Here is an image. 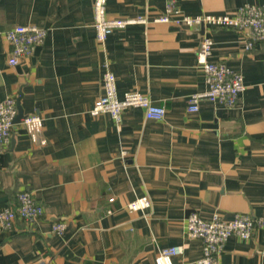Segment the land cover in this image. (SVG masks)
Here are the masks:
<instances>
[{
	"label": "crops",
	"instance_id": "crops-1",
	"mask_svg": "<svg viewBox=\"0 0 264 264\" xmlns=\"http://www.w3.org/2000/svg\"><path fill=\"white\" fill-rule=\"evenodd\" d=\"M167 0H107L109 18L144 15L146 24L95 38L93 0H0V101L20 97L23 115L42 118L32 142L14 125L0 153V211L20 191L43 208L34 225L0 229V264H155L163 247L181 246L174 264H199L201 241L185 220L195 212L225 220L264 215V45L244 47L232 28L179 27L154 21ZM264 0H184L185 15L233 13ZM16 25L46 30L41 45L8 65L5 32ZM204 36L208 60L242 75L245 90L233 107L190 97L207 89L197 65ZM118 95L139 91L165 108L161 121L130 107L117 125L89 110L103 94V74ZM146 195L150 208L126 204ZM63 223L61 234L52 231ZM220 264H264V227L243 240L230 237Z\"/></svg>",
	"mask_w": 264,
	"mask_h": 264
},
{
	"label": "built area",
	"instance_id": "built-area-1",
	"mask_svg": "<svg viewBox=\"0 0 264 264\" xmlns=\"http://www.w3.org/2000/svg\"><path fill=\"white\" fill-rule=\"evenodd\" d=\"M184 0H167L164 12L154 19L156 22L173 23L177 26L191 28L199 25L232 28L240 31L244 37V47L251 51L258 44L264 45V3L262 5L244 4L233 13L185 15L179 8ZM107 0H93V28L97 41L103 43L116 30H122L128 25L146 24L144 15L132 18H109L106 13ZM46 30L36 25H16L5 32V38L10 45L8 65L16 66L22 59L28 57L35 46L41 45L45 39ZM212 39L204 36L197 52V65L206 77L207 89L195 93L189 99L188 111H197L200 100L220 103L233 107L239 95L245 90L242 75L227 67L222 62H212L208 57L212 50ZM134 107L143 110L148 120L161 121L165 116V108L154 104L139 91H126L118 95L115 76L106 71L103 74V94L95 100L89 110L91 116L108 115L118 125L124 110ZM17 114L16 100L6 97L0 101V153L7 147L13 120ZM27 132L32 142L39 140L42 132V118L35 114L24 115L17 124ZM151 206L146 196L137 197L126 204L129 212L144 211ZM43 214V208L33 198L32 193L20 191L16 195V205L0 211V229H7L16 220L27 225L36 224ZM264 227V215L253 217L249 214H235L225 220L218 215L209 219L192 212L185 220L186 235L189 239L201 241L202 257L199 264H220V256L224 245L230 237L243 240L249 239L258 229ZM63 223H54L52 231L63 232ZM182 253L181 246L163 247L155 257V264H174L173 257Z\"/></svg>",
	"mask_w": 264,
	"mask_h": 264
},
{
	"label": "water",
	"instance_id": "water-1",
	"mask_svg": "<svg viewBox=\"0 0 264 264\" xmlns=\"http://www.w3.org/2000/svg\"><path fill=\"white\" fill-rule=\"evenodd\" d=\"M200 28L203 29V25H200ZM16 108H17V114L13 120L14 124H18L20 122V119L24 116L23 115V110L20 106V97L17 98L16 100Z\"/></svg>",
	"mask_w": 264,
	"mask_h": 264
}]
</instances>
